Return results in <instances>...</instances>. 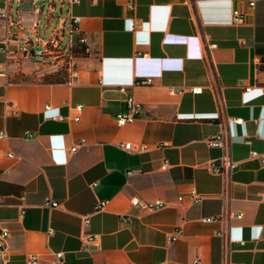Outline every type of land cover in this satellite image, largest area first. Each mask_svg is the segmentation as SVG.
<instances>
[{"label": "crops", "instance_id": "1", "mask_svg": "<svg viewBox=\"0 0 264 264\" xmlns=\"http://www.w3.org/2000/svg\"><path fill=\"white\" fill-rule=\"evenodd\" d=\"M39 2L10 0L8 18L18 26L0 18V40L47 34L61 17L76 16L88 51L74 60L78 82L71 86L13 79L11 71L25 72L27 63L46 65L7 61L0 53V231L8 230L7 264H26L29 255L49 264L58 251L63 264H190L195 258L219 264L227 257L219 231H228L231 264H263L264 168L247 155L264 151V61H258L264 59V0H254L253 8L249 0H135L133 12L125 0H54L46 28ZM6 7L0 0V12ZM234 9L245 13L242 25L231 23ZM142 78L152 84H134ZM191 86L203 92H168ZM128 95L143 104V113L118 127ZM77 105L83 106L79 121L51 119ZM235 118L242 123L229 122ZM227 124L238 164L230 182L204 168L217 165L222 153L207 138ZM80 139L85 144L69 153ZM123 142L147 149L126 152L118 147ZM192 188L203 200L183 207L177 198ZM46 198L59 206H44ZM133 198L168 206L140 210L130 205ZM100 201L107 204L94 213ZM211 216L222 221L203 220Z\"/></svg>", "mask_w": 264, "mask_h": 264}, {"label": "built area", "instance_id": "2", "mask_svg": "<svg viewBox=\"0 0 264 264\" xmlns=\"http://www.w3.org/2000/svg\"><path fill=\"white\" fill-rule=\"evenodd\" d=\"M18 3L22 0H16ZM34 1V0H32ZM41 3L39 7L41 6L45 10V15L43 17V22L45 24L50 21L52 18L51 14L55 9L54 0H40ZM72 2H77L78 0H71ZM6 4V8H4L0 12V18H5L11 23V26H18V23L13 18H8L9 15V8L10 6V0H3ZM189 3L187 4H193L194 0H188ZM125 5L128 10L131 12L135 9V0H125ZM248 5L250 8L254 7V0H249ZM245 13L241 12L239 9H234L231 12V23L234 25H242L245 22ZM60 27H53L48 28V33L39 34L35 30L30 33V35L21 37V40H19L15 35H9L5 36L0 40V53H3L5 59L7 61H14L18 63L19 61H27V62H33V63H40V62H46L48 63L47 66H55L59 61L63 60L64 58L68 59V76L67 80L64 82L65 84L71 86L78 82V76L74 70V60L76 57H74L72 50L78 49L80 47L84 48V52L87 53V39L86 36L81 32L78 21L79 18L76 16H70L68 18L61 17ZM68 21L69 24V30L67 33L64 32L63 24ZM131 25L132 29L134 30L138 25L131 19ZM36 28V26H35ZM77 33V42L76 44L73 43V37L72 35ZM216 45L211 44L207 45V49L214 48ZM264 61V59L259 58V63ZM56 61V63H55ZM0 75H4V73H1ZM152 78H142L134 82L135 85H150L152 84ZM240 87H242L240 85ZM119 91L123 92L124 88L122 86H119ZM251 87L244 88V91H249ZM168 92L170 95L178 94L182 95L184 93H190V94H200L203 92V88L201 86H191V87H181L178 90L174 87H169ZM220 104L223 106V99L221 97ZM10 108H14L15 104L13 102H10L9 104ZM51 109V106L49 104H46L44 106V110L48 111ZM72 109V113L68 114L66 116L62 115H56L53 116L51 119L56 121H72L77 122L80 119V114L83 109L82 105H77ZM143 113V104L139 102L134 96L128 95L125 99V110L118 114L116 116L115 122L118 127L131 124L133 123L141 114ZM234 122L235 124H241L242 119L241 118H235L229 120V122ZM31 134H26V137L30 138ZM5 138L4 132H0V139ZM230 134L228 130V124L226 125L225 130H221L217 133H214L210 135L207 140L206 144L209 148H216L220 149L222 151L221 156L219 157V163L217 165L212 164L211 162L209 164H204V168H206L208 171L215 175H223L229 178L232 174V172L237 168V162L233 161L230 155ZM85 140L80 139L78 144H75L69 149V153H74L78 147V145H84ZM166 143L158 144L156 148H162L163 146H166ZM118 147L126 152H140L145 149H147L146 145H134L130 142H123L118 144ZM8 157H12V154H7ZM248 160H256L259 162L260 167L264 168V151L263 152H257L255 150H250L247 155ZM167 166V163L164 162L162 165V169H165ZM230 182V181H229ZM229 188V186H228ZM23 199V198H21ZM203 200V197L199 196L194 188L190 189L187 196H179L177 198V201L183 206L186 207L187 205H194L198 204ZM44 206H47L49 208H56L59 206L57 202H53L50 198H46L43 202ZM106 201H100L98 202L94 207V213L100 212L104 209L106 206ZM130 205L132 207H136L140 210H147V211H154L161 208H164L168 206L167 203L160 201V200H151V201H140L137 198H133L130 201ZM23 215V208H20V217ZM236 219H240L242 217V214H236L233 216ZM130 215H120L119 220H129ZM207 223L211 222H220L222 221L221 216L216 217H206L203 219ZM89 223V217L83 218V224L87 225ZM53 230H48V235H52ZM8 236V230L5 228H1L0 231V264H7L8 263V252L7 247L5 244V239ZM216 236L221 237L224 241V248L227 252V257L225 260L220 262L219 264H231L229 255L231 253L230 244L231 241L229 240V234L228 231H219L216 233ZM98 238L97 235L87 237L86 243H91L93 241H96ZM176 237L174 236L172 240H175ZM240 245L243 244V242H239ZM64 259V252L58 251L52 253V259L49 261V264H63ZM38 257L36 255H29L26 259V264H37L38 263ZM160 264H166V263H160ZM190 264H201V261L199 258H195L191 261ZM264 264V261H263Z\"/></svg>", "mask_w": 264, "mask_h": 264}, {"label": "rangeland", "instance_id": "3", "mask_svg": "<svg viewBox=\"0 0 264 264\" xmlns=\"http://www.w3.org/2000/svg\"><path fill=\"white\" fill-rule=\"evenodd\" d=\"M68 62L69 60L64 58L63 60L59 61L55 66H47L48 63L43 62L46 66L43 67L42 65H28L25 66V72H21L19 69L11 71V75L13 79H20L26 81H49L50 79H61L65 81V77L68 75ZM56 63V61H55ZM43 70L42 73H34L36 70ZM35 70V71H34ZM51 76V77H50Z\"/></svg>", "mask_w": 264, "mask_h": 264}, {"label": "trees", "instance_id": "4", "mask_svg": "<svg viewBox=\"0 0 264 264\" xmlns=\"http://www.w3.org/2000/svg\"><path fill=\"white\" fill-rule=\"evenodd\" d=\"M72 52H73L74 57L86 56V53L84 52V48L82 47L78 49H73ZM64 80L66 81L67 77H65ZM65 81H62L61 79H50L49 78V81H42V83L57 84V83H64Z\"/></svg>", "mask_w": 264, "mask_h": 264}, {"label": "water", "instance_id": "5", "mask_svg": "<svg viewBox=\"0 0 264 264\" xmlns=\"http://www.w3.org/2000/svg\"><path fill=\"white\" fill-rule=\"evenodd\" d=\"M38 5H40V2L38 3ZM26 7H31V4H28Z\"/></svg>", "mask_w": 264, "mask_h": 264}]
</instances>
